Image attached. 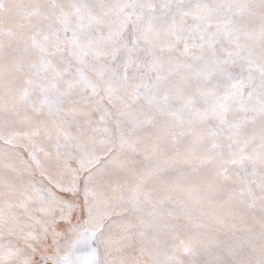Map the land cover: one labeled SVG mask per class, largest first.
<instances>
[{"label":"snow or ice","instance_id":"obj_1","mask_svg":"<svg viewBox=\"0 0 264 264\" xmlns=\"http://www.w3.org/2000/svg\"><path fill=\"white\" fill-rule=\"evenodd\" d=\"M0 264H264V0H0Z\"/></svg>","mask_w":264,"mask_h":264}]
</instances>
